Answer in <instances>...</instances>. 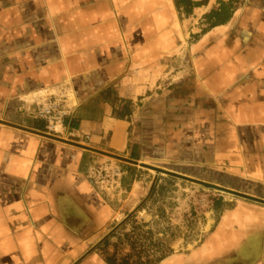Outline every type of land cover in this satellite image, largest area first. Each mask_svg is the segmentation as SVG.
<instances>
[{
  "label": "crops",
  "instance_id": "crops-1",
  "mask_svg": "<svg viewBox=\"0 0 264 264\" xmlns=\"http://www.w3.org/2000/svg\"><path fill=\"white\" fill-rule=\"evenodd\" d=\"M191 1L0 0V264H74L137 206V165L112 196L94 180L106 154L264 201V0ZM227 195L182 260L264 264V204Z\"/></svg>",
  "mask_w": 264,
  "mask_h": 264
},
{
  "label": "rangeland",
  "instance_id": "rangeland-1",
  "mask_svg": "<svg viewBox=\"0 0 264 264\" xmlns=\"http://www.w3.org/2000/svg\"><path fill=\"white\" fill-rule=\"evenodd\" d=\"M106 155L104 163H96L92 170L94 180L106 187L105 196L113 195L118 173L122 172L120 165L125 161L137 165L141 171L138 175L143 185L142 198L130 213L121 211L124 217L119 215L118 220L104 224L102 234H86L90 235L88 247L74 264L88 254L98 255L105 264H164L171 257L178 261L175 258L169 264H212L211 261L187 263L182 257L214 229L222 209V203L215 196L228 193L191 181L195 179L189 178V181L156 173L150 168L166 170L148 163ZM96 171L101 173L98 175ZM114 172L117 176L109 186L107 178Z\"/></svg>",
  "mask_w": 264,
  "mask_h": 264
},
{
  "label": "built area",
  "instance_id": "built-area-1",
  "mask_svg": "<svg viewBox=\"0 0 264 264\" xmlns=\"http://www.w3.org/2000/svg\"><path fill=\"white\" fill-rule=\"evenodd\" d=\"M67 99L64 95H51L40 101L35 108L34 114L37 118L45 121L46 130L49 132H58L65 128V119L72 114L66 103ZM99 175L101 172L96 171ZM117 176V172L107 178L108 185L112 186L113 180Z\"/></svg>",
  "mask_w": 264,
  "mask_h": 264
},
{
  "label": "water",
  "instance_id": "water-1",
  "mask_svg": "<svg viewBox=\"0 0 264 264\" xmlns=\"http://www.w3.org/2000/svg\"><path fill=\"white\" fill-rule=\"evenodd\" d=\"M115 157V156H114ZM122 159V158H121ZM133 163H135L134 161H131ZM150 168V167H149ZM152 170H154L156 173H164L166 175H170V176H174V177H177V178H181V179H185V180H191L189 178H186V177H183L181 175H178V174H174V173H171V172H168V171H163V170H159V169H156V168H150ZM155 180V179H154ZM192 182L194 183H197L198 185H201L203 187H207V188H212V189H216L218 191H222V192H225V193H228V194H232L234 196H237V197H241V198H245V199H249V200H252V201H255V202H258V203H261V204H264V201L263 200H260V199H256V198H252L250 196H247V195H244V194H241V193H238V192H234V191H231V190H227L225 188H222V187H218V186H214V185H211V184H208V183H204V182H201V181H196V180H191Z\"/></svg>",
  "mask_w": 264,
  "mask_h": 264
},
{
  "label": "trees",
  "instance_id": "trees-1",
  "mask_svg": "<svg viewBox=\"0 0 264 264\" xmlns=\"http://www.w3.org/2000/svg\"><path fill=\"white\" fill-rule=\"evenodd\" d=\"M178 9H182V12L190 13L194 3L191 0H175Z\"/></svg>",
  "mask_w": 264,
  "mask_h": 264
}]
</instances>
